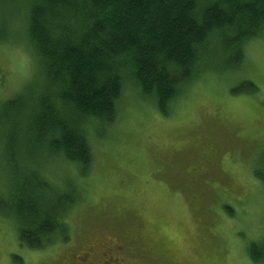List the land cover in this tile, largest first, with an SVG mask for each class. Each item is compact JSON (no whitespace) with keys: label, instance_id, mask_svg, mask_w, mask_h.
Returning a JSON list of instances; mask_svg holds the SVG:
<instances>
[{"label":"rangeland","instance_id":"obj_1","mask_svg":"<svg viewBox=\"0 0 264 264\" xmlns=\"http://www.w3.org/2000/svg\"><path fill=\"white\" fill-rule=\"evenodd\" d=\"M25 16L0 9V110L22 91H40ZM218 41L207 42L196 77L166 113L126 77L110 124L87 127L86 171L31 143L30 133L18 136L16 163L58 189L71 185L77 200L67 239L44 249L23 245L18 223L0 214V264H78L80 249L105 240L120 264H264L249 255L264 251V36L244 42L232 66ZM10 128L11 120L0 130ZM3 145L0 197L10 190Z\"/></svg>","mask_w":264,"mask_h":264},{"label":"trees","instance_id":"obj_2","mask_svg":"<svg viewBox=\"0 0 264 264\" xmlns=\"http://www.w3.org/2000/svg\"><path fill=\"white\" fill-rule=\"evenodd\" d=\"M7 3L9 7L0 6L1 11L26 14L41 75L39 92L31 97L22 91L1 105L0 129L10 120L11 128L0 130L10 173V190L0 197V214L14 218L20 242L31 249H44L57 236L67 239L66 216L77 199L71 185L59 190L41 170L26 171L16 163L13 149L23 131L52 157L61 156L86 171L91 162L87 127L110 124L126 77L166 113L181 87L196 77L212 36L218 38L229 66L241 59L244 42L264 36V0ZM249 252L252 260L264 262L260 247Z\"/></svg>","mask_w":264,"mask_h":264},{"label":"flooded vegetation","instance_id":"obj_3","mask_svg":"<svg viewBox=\"0 0 264 264\" xmlns=\"http://www.w3.org/2000/svg\"><path fill=\"white\" fill-rule=\"evenodd\" d=\"M96 248H99L101 251L99 258H96V254L94 253ZM118 249V247L112 248L110 243L106 240L100 241L85 249H80L79 255L77 256L79 260H77V262L78 264H96V261L100 260L102 264H120L119 261L124 263V258L120 260L119 257L115 256V251Z\"/></svg>","mask_w":264,"mask_h":264},{"label":"clouds","instance_id":"obj_4","mask_svg":"<svg viewBox=\"0 0 264 264\" xmlns=\"http://www.w3.org/2000/svg\"><path fill=\"white\" fill-rule=\"evenodd\" d=\"M19 90H20V86H19V85H16V86L11 90L10 95H11V94H14L15 92H18ZM2 95H3V93L0 92V96H2Z\"/></svg>","mask_w":264,"mask_h":264}]
</instances>
